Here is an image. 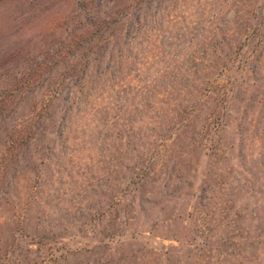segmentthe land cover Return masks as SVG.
<instances>
[{
    "label": "rangeland",
    "instance_id": "obj_1",
    "mask_svg": "<svg viewBox=\"0 0 264 264\" xmlns=\"http://www.w3.org/2000/svg\"><path fill=\"white\" fill-rule=\"evenodd\" d=\"M223 41L252 65L208 170L198 130L219 106L197 104L195 78L228 61L214 58ZM0 93L2 250L42 237L57 264H243L233 257L255 251L243 237L264 235V198L240 169L264 168V0H0ZM167 175L184 178L178 194Z\"/></svg>",
    "mask_w": 264,
    "mask_h": 264
},
{
    "label": "trees",
    "instance_id": "obj_2",
    "mask_svg": "<svg viewBox=\"0 0 264 264\" xmlns=\"http://www.w3.org/2000/svg\"><path fill=\"white\" fill-rule=\"evenodd\" d=\"M82 14L85 15L86 13H82ZM214 47H215L214 58L217 59L216 55L221 56V57L223 55L224 56L227 55L229 56L228 61H221V63L217 61L216 63L213 64L215 65V67L212 68V71L205 74L204 78H199V77L195 78V94H196L195 100L197 104L203 107V106H206L205 104H208L210 103L211 100H213L215 104L217 103V105L219 106V111L217 110L218 107H216V110L210 113V115L208 116L209 119H207L208 122L203 125L205 127L198 130L199 135H201L200 137L201 139L198 144L200 146V151L201 153H204V158H205V161H202L203 164L204 163L207 164V159L209 157L207 156V154H209V152L213 153L217 149V145L215 143H217L216 139L218 137L217 134L219 132L218 127L220 124L222 125V123L226 122V121H223L225 120L224 118L227 115V112L225 111V109L227 108L226 105L230 104L231 103L230 99L234 98L235 93L239 92L240 85L243 82L242 79L245 73H247V70L252 65L248 61H238L235 58V56H231L229 52H233V46L232 45L227 46V44H225L224 41L217 44ZM262 52H263V49L261 53ZM213 75H215L216 77L215 80H212ZM216 75H225V77L224 79H222L220 77H217ZM234 75H237V76L235 77ZM220 79L222 80L220 81ZM219 81L221 83H219ZM4 101H5V96L0 93V108L2 107V104ZM232 106L233 105H230L229 108H231ZM235 114L236 116H239L238 112H235ZM63 120H66V119L62 117V121ZM213 120H216L217 123H214ZM216 124L218 125L216 126ZM252 129L251 128L247 129L249 137L252 136V133H253ZM245 134L247 133L244 127H241V129H238L237 131L238 138L243 139ZM240 144L241 145L244 144L243 140ZM205 151L208 153L205 154ZM207 168L209 170L210 164H207ZM240 170L242 171L241 172L242 176L245 173L248 177L245 183L250 184L251 182L256 181V186H258L257 187L258 190L254 193L258 197L264 198V168H263L262 174L259 177H257L256 173H254L252 169H248L244 167L243 163L241 165ZM167 176L168 177L166 178V181H168V183L166 182V186L164 185L166 190L167 191L172 190L171 192H173L172 194L174 195L178 194V192L176 193V190H175L176 187H174V185L176 183L181 182L182 179L184 181V178H182L181 176L180 177L179 176L173 177L169 175ZM199 176L203 179H201L200 187L197 190V194L195 195L196 203H199L200 206H206L210 202L207 199V197H208V192L211 189L212 185L209 184V179H206L207 178L206 173H200ZM241 182L242 181L240 180V183ZM252 192L253 191H250L248 195L250 194L251 196H253L254 193ZM123 197L126 200L127 195L125 194ZM125 200L122 201V198H121V201L123 202V204H125L124 203L126 202ZM125 206L126 205L122 207L123 213L126 212V208L128 207V206L127 207ZM139 210H141L140 206H139ZM126 231H127V227L124 226L123 232H126ZM244 235L246 236H244L243 238L246 239L247 243L252 244V246L255 247L256 249L255 251H240L233 258L235 260L237 259V261L240 260V262H242L243 264H264V235L261 236L259 234H255L253 236H250L248 232H246ZM30 238L32 237L30 236ZM251 238L254 240V243L252 242ZM33 241L34 240L31 239V242ZM2 243H3V240L0 238V264L3 263V258H2L3 253H4L3 254L4 260L7 262V264H23V263L25 264H37V263L38 264H57V261L55 260V255L58 254L57 252L59 251H50V249H47L48 246L46 243H43L42 237H40L39 242H37L38 244L37 249L33 250L32 248L28 247L26 249L28 251H24L21 253H16L17 252L16 250L9 251L7 246H6V250H2L1 248ZM2 251H5V252H2ZM199 252L200 251H198L197 253L195 252V257L199 255ZM222 258L223 257L221 256L218 259L220 263L222 262Z\"/></svg>",
    "mask_w": 264,
    "mask_h": 264
}]
</instances>
